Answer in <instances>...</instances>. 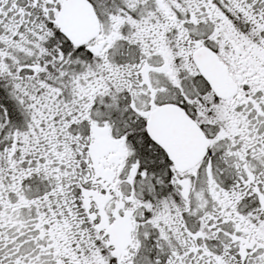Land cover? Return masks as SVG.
<instances>
[{"label": "snow or ice", "instance_id": "snow-or-ice-1", "mask_svg": "<svg viewBox=\"0 0 264 264\" xmlns=\"http://www.w3.org/2000/svg\"><path fill=\"white\" fill-rule=\"evenodd\" d=\"M0 264H264V0H0Z\"/></svg>", "mask_w": 264, "mask_h": 264}]
</instances>
